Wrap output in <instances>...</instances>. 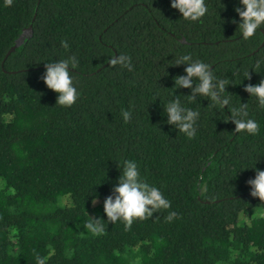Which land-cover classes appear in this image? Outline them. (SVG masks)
<instances>
[{"label": "trees", "instance_id": "trees-1", "mask_svg": "<svg viewBox=\"0 0 264 264\" xmlns=\"http://www.w3.org/2000/svg\"><path fill=\"white\" fill-rule=\"evenodd\" d=\"M208 3L209 15L192 23L171 0H15L10 8L0 0V264H36L37 256L47 264H264V201L248 185L258 157L264 170V111L245 91L264 80V70H250L264 58V28L244 41L239 0ZM178 53L231 80L227 95L249 103L260 134L237 133L224 120L230 110L215 114L208 100L190 105L202 113L195 139L167 124L163 103L185 74ZM118 54L132 57L134 71L110 63ZM70 55L81 62L69 70L82 96L65 108L42 61ZM121 158L138 161L172 203L130 230L107 222L103 207ZM169 211L178 213L172 222ZM92 218L105 220L102 233L87 229Z\"/></svg>", "mask_w": 264, "mask_h": 264}, {"label": "clouds", "instance_id": "clouds-1", "mask_svg": "<svg viewBox=\"0 0 264 264\" xmlns=\"http://www.w3.org/2000/svg\"><path fill=\"white\" fill-rule=\"evenodd\" d=\"M14 3L15 0H3L4 7L10 8L14 6ZM239 5L235 8L240 17L238 30L242 40L248 41L261 34L260 29L264 28V0H239ZM171 7L182 14L183 20L192 23H202L210 13L208 0H171ZM60 44L65 51L71 50V45L67 40H61ZM173 60L175 66L186 67L185 74L177 76L174 80L173 98L163 103L167 124L174 126L188 140L195 139L198 135L202 113L199 107L190 105H202L201 100H208L210 103L207 109L212 110L215 114L216 110H219L224 115L226 107L230 110L231 116L224 115V120L233 121L237 133H244L248 136L260 134L261 124L251 114L249 103L233 104L232 97L227 95L229 93L228 86L233 85L231 80L221 78L216 69H213L212 64L203 59L194 58L190 53H178ZM42 62H46V71L42 78L47 87L58 94L57 104L65 108L76 105L81 99L82 93L77 75L69 69H79L81 67L80 59L76 55H70L59 58V60L51 59ZM110 63L129 72L135 69L132 57L127 54H118L112 57ZM250 70L257 73L264 70V58L258 59ZM250 70L245 71L244 80L251 79ZM181 88L189 89L190 94L176 95L177 90ZM245 91L255 98L257 110L264 111V80L256 85L248 84ZM158 97L160 98L159 92L156 93V99ZM121 116L124 122H128L132 113L122 109ZM116 161L119 164L121 175L112 189V195L104 200L103 207L108 218L107 222L114 224L122 222L126 230H130L135 221L149 219L162 210L172 208L171 201L161 188L149 182L148 178L143 175L138 161L126 158ZM256 162L254 166L248 167L255 169L256 172L255 178L250 179L248 185L251 189V196L264 201V170L257 168ZM97 202L98 200H93V204ZM177 216L176 211H169L165 219L172 222ZM104 221L103 218H92L86 227L92 233L99 234L104 231ZM36 264H47V257L37 256Z\"/></svg>", "mask_w": 264, "mask_h": 264}, {"label": "water", "instance_id": "water-1", "mask_svg": "<svg viewBox=\"0 0 264 264\" xmlns=\"http://www.w3.org/2000/svg\"><path fill=\"white\" fill-rule=\"evenodd\" d=\"M30 32H32V29H30ZM23 38H24V37H23ZM23 38H21V40L19 41L18 45H17L15 48L12 49V51L10 52V54H11L12 52L16 51V49L22 45V43H23Z\"/></svg>", "mask_w": 264, "mask_h": 264}]
</instances>
